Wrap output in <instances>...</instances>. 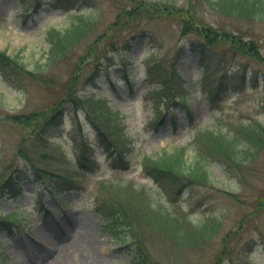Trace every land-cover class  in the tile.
Here are the masks:
<instances>
[{
	"label": "rangeland",
	"instance_id": "1",
	"mask_svg": "<svg viewBox=\"0 0 264 264\" xmlns=\"http://www.w3.org/2000/svg\"><path fill=\"white\" fill-rule=\"evenodd\" d=\"M76 24L55 54L49 31ZM0 52V220L16 221L0 264H264V19L213 0H0ZM177 150L209 180L154 179L147 157Z\"/></svg>",
	"mask_w": 264,
	"mask_h": 264
},
{
	"label": "trees",
	"instance_id": "2",
	"mask_svg": "<svg viewBox=\"0 0 264 264\" xmlns=\"http://www.w3.org/2000/svg\"><path fill=\"white\" fill-rule=\"evenodd\" d=\"M61 1V0H56ZM217 4V6L222 10L226 12H230L231 14L240 15L242 17H256L260 19H264V0H217L215 2L213 0V4ZM86 24V23H85ZM85 24H76L67 27L64 30L61 29H51L49 31V37L51 40L52 48L55 50V54H57V50L65 51L67 50L72 43L75 42V37H79L82 33H84V26ZM3 56L0 52V65H8V62L5 61V58H8V56L5 52H2ZM161 86L160 88H157L155 91L159 94L161 97V100L167 99V97L172 96L171 93V85L167 83V81H164V79H161L160 81ZM171 93V95H170ZM255 128V126L253 127ZM260 127H256L254 136L252 134L250 135V139L257 142V139L261 138V133H259ZM204 135V134H203ZM209 139H218L221 142V146H223L224 149V155L227 159L234 158L235 153L237 151V139L235 136L228 137L225 134L218 133L216 131H213L212 134L209 135ZM202 137V136H201ZM200 137V138H201ZM204 138V136L202 137ZM101 146L108 147L107 149L111 148V145L113 144V141L110 140L108 135L104 130L100 132V138ZM148 162L146 163V169L153 175V178L156 180H167L171 179L174 182L178 181L179 178H182L183 180L187 181H199V180H209V174L208 170L204 165L200 162L196 163L195 165H191L189 167L186 166V159H185V153L181 150H177L174 152H164L161 155L157 157H147ZM86 161V160H85ZM35 174L37 177H41L43 179V174L40 169L35 168ZM66 181L69 183L68 187L65 188H52L51 191L54 195L64 193L67 188H71V182L72 179L65 177ZM44 181L47 182V180ZM111 218H114L117 223H122L124 225V221L127 223L126 226L130 227L131 223L129 222V217L127 212L122 210H116L115 207L112 206V204L109 206V210ZM4 225H6L9 229L13 228L14 223H16L13 220H0ZM122 225H120L121 227ZM122 241V239L120 238ZM134 243V241H133Z\"/></svg>",
	"mask_w": 264,
	"mask_h": 264
},
{
	"label": "bare ground",
	"instance_id": "3",
	"mask_svg": "<svg viewBox=\"0 0 264 264\" xmlns=\"http://www.w3.org/2000/svg\"><path fill=\"white\" fill-rule=\"evenodd\" d=\"M66 252H67L66 248L60 247L57 252L56 261H59L60 263H66L68 260L65 254Z\"/></svg>",
	"mask_w": 264,
	"mask_h": 264
}]
</instances>
